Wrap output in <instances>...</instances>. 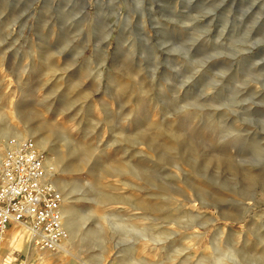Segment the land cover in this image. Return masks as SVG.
<instances>
[{
    "label": "rangeland",
    "instance_id": "obj_1",
    "mask_svg": "<svg viewBox=\"0 0 264 264\" xmlns=\"http://www.w3.org/2000/svg\"><path fill=\"white\" fill-rule=\"evenodd\" d=\"M40 136L38 264H264V0H0V159Z\"/></svg>",
    "mask_w": 264,
    "mask_h": 264
},
{
    "label": "built area",
    "instance_id": "obj_2",
    "mask_svg": "<svg viewBox=\"0 0 264 264\" xmlns=\"http://www.w3.org/2000/svg\"><path fill=\"white\" fill-rule=\"evenodd\" d=\"M8 144L0 159V250L10 229L25 227L37 249L54 252L67 232L63 195L47 178L46 155L31 139Z\"/></svg>",
    "mask_w": 264,
    "mask_h": 264
},
{
    "label": "bare ground",
    "instance_id": "obj_3",
    "mask_svg": "<svg viewBox=\"0 0 264 264\" xmlns=\"http://www.w3.org/2000/svg\"><path fill=\"white\" fill-rule=\"evenodd\" d=\"M34 133H37L36 131H33ZM5 136H2V138H4ZM20 138V136H18ZM17 142H21L20 140H18ZM48 143H49V137H45V136H40L38 139L35 138V146L37 147V149L39 151H44L48 148ZM9 145V144H8ZM49 164V165H48ZM51 162L50 160L45 161V166L46 168H51L52 166H50ZM47 178L51 179L53 185L55 186L56 184L59 186L58 191L62 192L65 189V185L61 184L60 180H55V184L54 181L52 180V174L49 173L47 174ZM61 184V185H60ZM57 187V186H55ZM65 202V200H63V203ZM62 216H63V226L65 227L67 233H68V239L64 240L60 246L58 247V249L56 251H60V252H65L66 247H68V245L71 244L73 237L75 236V234H77V222L76 219L73 216V212L68 210L66 207H64V205L62 204ZM15 231H17L18 237L21 236L23 237L22 239H19L18 242H15L14 246H16L17 248L20 245H25V246H30L32 248H36L29 237V233L27 231V229L25 227H18V228H13ZM17 237V238H18ZM25 240V241H24ZM2 245V244H1ZM47 254V257L44 258L43 255L39 254L41 261L43 260V262H45L47 260V258L49 257L50 259L52 258H56V260H60L62 258V254H57V252L55 253V255H50L49 253H45Z\"/></svg>",
    "mask_w": 264,
    "mask_h": 264
},
{
    "label": "crops",
    "instance_id": "obj_4",
    "mask_svg": "<svg viewBox=\"0 0 264 264\" xmlns=\"http://www.w3.org/2000/svg\"><path fill=\"white\" fill-rule=\"evenodd\" d=\"M17 231L14 229L10 230L7 235H5L3 239V243L1 245L0 250V263L1 264H10L9 262V253L12 251L23 253L25 256L26 261L27 260H34V263L38 264V260L35 258L38 257L40 259L39 253L37 252V248H32L30 246L20 245L18 248L14 246L15 242H18L19 239H22L23 237L19 236L18 238ZM25 241V240H24ZM2 255H7L6 260H1Z\"/></svg>",
    "mask_w": 264,
    "mask_h": 264
}]
</instances>
